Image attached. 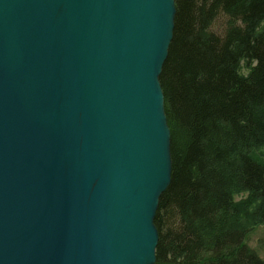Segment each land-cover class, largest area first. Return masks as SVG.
<instances>
[{
    "label": "water",
    "instance_id": "95a60500",
    "mask_svg": "<svg viewBox=\"0 0 264 264\" xmlns=\"http://www.w3.org/2000/svg\"><path fill=\"white\" fill-rule=\"evenodd\" d=\"M175 0H0V264H156Z\"/></svg>",
    "mask_w": 264,
    "mask_h": 264
},
{
    "label": "trees",
    "instance_id": "16d2710c",
    "mask_svg": "<svg viewBox=\"0 0 264 264\" xmlns=\"http://www.w3.org/2000/svg\"><path fill=\"white\" fill-rule=\"evenodd\" d=\"M175 5L160 76L172 180L156 264H264L248 245L264 226V0Z\"/></svg>",
    "mask_w": 264,
    "mask_h": 264
},
{
    "label": "rangeland",
    "instance_id": "374dc122",
    "mask_svg": "<svg viewBox=\"0 0 264 264\" xmlns=\"http://www.w3.org/2000/svg\"><path fill=\"white\" fill-rule=\"evenodd\" d=\"M225 19L220 18L212 31L222 34L224 31ZM246 73V72H245ZM248 245L255 250L259 257L264 260V226L256 228L248 238Z\"/></svg>",
    "mask_w": 264,
    "mask_h": 264
}]
</instances>
